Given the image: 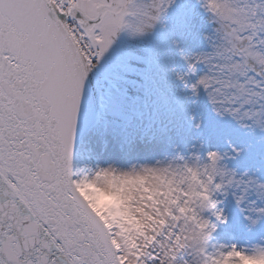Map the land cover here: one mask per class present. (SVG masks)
Returning <instances> with one entry per match:
<instances>
[{
  "label": "snow or ice",
  "instance_id": "obj_1",
  "mask_svg": "<svg viewBox=\"0 0 264 264\" xmlns=\"http://www.w3.org/2000/svg\"><path fill=\"white\" fill-rule=\"evenodd\" d=\"M121 35L142 54L107 64ZM78 129L89 158L118 140L164 166L77 175ZM87 186L139 196L108 219ZM249 259H264V0H0V264Z\"/></svg>",
  "mask_w": 264,
  "mask_h": 264
},
{
  "label": "rangeland",
  "instance_id": "obj_2",
  "mask_svg": "<svg viewBox=\"0 0 264 264\" xmlns=\"http://www.w3.org/2000/svg\"><path fill=\"white\" fill-rule=\"evenodd\" d=\"M145 44L146 42L130 41L126 36L121 35L116 48L113 49V52L106 59V63L111 64L113 58L119 55L121 48H126L131 52L142 54ZM161 158V153L151 150L150 146L146 143H137L131 160L125 157L118 140H111L108 148L102 153L99 149H96L95 155L91 158L82 150L80 145L74 158V173L91 177L97 168H111L114 170V174L120 175L133 172L140 173L144 167H163L164 165H155L156 160ZM133 164H137L135 168H133ZM147 183L146 181L145 187ZM136 187L138 186H125V192L122 193L120 197L107 199L103 198L97 188L92 186L81 188L80 191L86 200L92 202L94 210L98 215H104L108 219H112L113 217H115V219H120L117 213L122 210V207L117 201L118 199H122L123 195H126L129 191L132 192L134 197L138 198L139 193L136 191ZM104 191L114 193L116 189L111 185H105ZM127 203H131L135 206V200L128 201ZM136 219L139 220V213H136ZM125 226L127 227L129 225L126 224ZM220 242L223 243L224 239L221 238ZM244 264H264V259H249L245 260Z\"/></svg>",
  "mask_w": 264,
  "mask_h": 264
},
{
  "label": "water",
  "instance_id": "obj_3",
  "mask_svg": "<svg viewBox=\"0 0 264 264\" xmlns=\"http://www.w3.org/2000/svg\"><path fill=\"white\" fill-rule=\"evenodd\" d=\"M80 141H81V133H80V131L78 129L76 144H75L74 151H73V157H74V153H75V151L77 149V146L79 145ZM72 166H73V158H72Z\"/></svg>",
  "mask_w": 264,
  "mask_h": 264
}]
</instances>
